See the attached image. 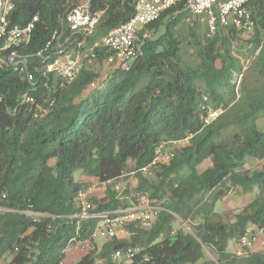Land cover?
Returning <instances> with one entry per match:
<instances>
[{
    "label": "trees",
    "instance_id": "trees-1",
    "mask_svg": "<svg viewBox=\"0 0 264 264\" xmlns=\"http://www.w3.org/2000/svg\"><path fill=\"white\" fill-rule=\"evenodd\" d=\"M76 1L17 0L9 15L11 23L38 20L31 41L19 48L28 55L34 85L0 66V258L10 256L5 264H62L69 247L91 237L97 219L73 217L77 193L87 187L75 177L79 172L109 181L101 198L89 194L93 211L127 207L141 196L162 209L151 228L130 223L127 238L105 241L75 264H264V249L228 250L248 224L264 226V130L257 128L264 117L262 0L247 4L254 20L248 36L232 25L200 36L199 17L183 2L172 5L145 26L151 36L137 43L129 68L109 65L102 79L84 54L104 62L112 51L95 43L128 21L134 4L90 0L100 17L80 47L79 73L70 81L45 77L42 60L31 55L54 31L73 50L82 35L63 16ZM186 22L190 26L180 28ZM56 49L53 42L48 52ZM25 92L31 101L22 99ZM211 111L218 114L212 118ZM175 140L179 146L165 145L173 152L166 162L139 170L162 143ZM251 161L263 163L250 169ZM132 170L135 186L121 195L117 182ZM232 188L256 193L230 216L214 207ZM178 218L188 227L174 228ZM127 246L140 251L112 262L110 253Z\"/></svg>",
    "mask_w": 264,
    "mask_h": 264
},
{
    "label": "built area",
    "instance_id": "built-area-1",
    "mask_svg": "<svg viewBox=\"0 0 264 264\" xmlns=\"http://www.w3.org/2000/svg\"><path fill=\"white\" fill-rule=\"evenodd\" d=\"M17 0H0V66L8 67L17 72L28 83L34 85V74L30 69L28 55L22 54L19 48L28 44L32 39L37 16H33L24 24L11 23L9 15L13 11ZM134 4V14L126 22L121 23L110 29L104 34L95 46H103L112 51L111 55L104 60L109 65H116L122 70H127L136 56V45L141 40L149 38L151 33L145 30V26L156 20L160 14L168 7L183 2L188 11L194 17H199L206 25L207 35L214 33L217 25H232L244 32H249L254 27V20L247 9L250 0H131ZM264 4V0H262ZM100 13L93 11L90 6V0H77L65 12L63 20L71 31L78 32L82 39L77 42L73 50H69V45L62 44L59 41L57 32L54 31L50 39L44 46L37 50L32 57L42 60L41 69L43 76L49 73L59 75L65 80L70 81L80 71V47L83 45L87 35L91 34L95 25L98 23ZM66 40L65 42H67ZM56 45V51L48 52L52 44ZM90 66L93 65L94 54H84ZM95 86V83L91 85ZM24 101H31L32 98L25 92L22 95ZM216 111L210 112V117H215ZM179 145L180 140L168 141L162 143L156 150V156L147 165L139 170L143 173L150 171L151 167L157 162H166L172 155V151L164 150L167 144ZM132 170L127 174H134ZM109 183L103 182L106 187ZM118 189V185H116ZM91 188L80 189L76 199L78 202V211L73 215L78 221L85 219H97L92 235L89 239L95 238L102 241H108L123 231L130 223L149 229L151 228L157 213L162 208L153 204L146 196H141L137 203L127 207H118L113 210L93 211V204L88 196L91 194ZM259 242L264 245V226L255 227L248 224L244 232L240 235L238 243L241 251L236 254H242L244 249H250L254 243ZM140 247L127 246L124 249L117 248L110 253L112 262L119 263L124 260H131ZM96 264H102L101 259L96 260Z\"/></svg>",
    "mask_w": 264,
    "mask_h": 264
},
{
    "label": "rangeland",
    "instance_id": "rangeland-1",
    "mask_svg": "<svg viewBox=\"0 0 264 264\" xmlns=\"http://www.w3.org/2000/svg\"><path fill=\"white\" fill-rule=\"evenodd\" d=\"M197 22L200 23L199 28H198V33L201 36V34L203 35V33L206 31V27H205V24H204L203 20H201L200 18L197 19ZM188 26H190V22L182 23L180 28L186 29ZM243 35L244 36H248L249 33L243 31ZM247 63H248V60H245V64H247ZM92 67H93V69L95 71L99 70L101 79L106 76V74L108 73V71L110 69L109 64L104 63V62L99 63L97 61L93 63ZM94 83H96V82H94ZM257 128L259 130H264V117H261V118H259L257 120ZM169 148H171V147H167V149H169ZM262 163H263V161H257V162L256 161H254V162L251 161L250 163L247 164V167H249L250 169L258 168V167H260L262 165ZM208 164L209 163L207 161H205L203 164H201L199 166V169L200 170L203 169ZM81 176L87 177L86 175H83V174H81L79 172L75 173V177L77 179L81 178ZM135 183H136V179H135V176L132 175V174H127L124 177L120 178L118 180V182H117V185H118L119 192H121V195H123V193H122L123 190L131 192L133 187L135 186ZM90 185H91V183H86L87 187H90ZM247 194H249V196H246ZM247 194L241 193L239 191V189L232 188L229 193H227L221 200H218L215 203L214 209L216 211H218V212H221V213H223L225 210H228L230 212V216H231L232 212L243 208L247 204V198L250 199V197H252V196L254 197L255 196L254 192H249ZM94 197H96V196H94ZM253 197H252V199H253ZM178 220L179 221H176L173 224L174 228H177L179 226L188 227L186 222H182L179 218H178ZM235 241H236L235 239L229 240V242H231L232 244L235 243ZM103 242L104 241H102L101 239H98V238H95V239H92V240H88V241H79V242H77L76 244H74L73 246H71V247H69L67 249V258L65 259V261H68V259L70 258V255L71 256L73 255V252L76 253V255H74V256H77L78 253L85 254V253H87L88 251H90L92 249L96 252V251H98L101 248ZM254 244L251 247H253ZM259 248L260 249H258V250L264 249V245L261 244V247L259 246Z\"/></svg>",
    "mask_w": 264,
    "mask_h": 264
},
{
    "label": "crops",
    "instance_id": "crops-1",
    "mask_svg": "<svg viewBox=\"0 0 264 264\" xmlns=\"http://www.w3.org/2000/svg\"><path fill=\"white\" fill-rule=\"evenodd\" d=\"M79 180H81L82 182H85V183H91V185L89 187V188H91V191H92L91 195H94L97 198H101L104 195L103 192L105 191V186H103L101 183H99V181L96 178L90 177V176H87V177L81 176V178H79ZM253 192H254V194L256 193L255 191H253ZM246 196H249V194H247ZM252 197H250L251 200H252ZM250 199L247 198V203L249 201H251ZM127 236H128L127 230L120 231L117 235L118 238H122V239L127 238ZM259 246L261 247V244L259 242L255 243L254 246L251 247L250 251H259L258 250V249H260ZM228 250L230 252H233V253H238L239 251L242 252L240 244L237 243V241H235V243H233V244L231 242H228ZM74 255H76L75 252H73L72 256L70 255V258L68 259V261H65V259L67 258V251H66V255H65L64 259L62 260V264H75V262L84 254L78 253L77 256H74ZM9 259H10V256H6L5 258H0V264H5Z\"/></svg>",
    "mask_w": 264,
    "mask_h": 264
}]
</instances>
